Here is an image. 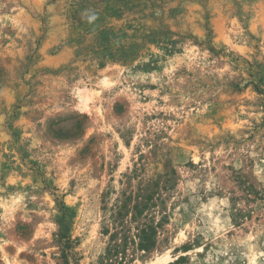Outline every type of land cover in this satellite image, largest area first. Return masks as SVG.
Segmentation results:
<instances>
[{"label": "rangeland", "instance_id": "obj_1", "mask_svg": "<svg viewBox=\"0 0 264 264\" xmlns=\"http://www.w3.org/2000/svg\"><path fill=\"white\" fill-rule=\"evenodd\" d=\"M153 182L125 264H264V0H0V264H97Z\"/></svg>", "mask_w": 264, "mask_h": 264}, {"label": "trees", "instance_id": "obj_2", "mask_svg": "<svg viewBox=\"0 0 264 264\" xmlns=\"http://www.w3.org/2000/svg\"><path fill=\"white\" fill-rule=\"evenodd\" d=\"M155 182L139 189L137 193H122L120 199L107 211L101 226L102 234L108 237L105 253L97 264H125L128 247L136 252L149 253L155 248L158 229L166 219L157 221L155 208L160 196ZM63 238L64 236H60ZM73 244L68 240L67 246ZM63 259L68 254L62 250Z\"/></svg>", "mask_w": 264, "mask_h": 264}]
</instances>
